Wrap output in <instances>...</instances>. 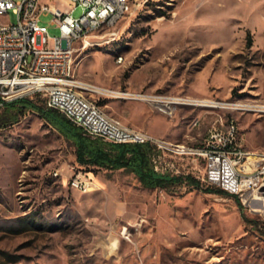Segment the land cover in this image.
Listing matches in <instances>:
<instances>
[{
    "label": "rangeland",
    "instance_id": "obj_1",
    "mask_svg": "<svg viewBox=\"0 0 264 264\" xmlns=\"http://www.w3.org/2000/svg\"><path fill=\"white\" fill-rule=\"evenodd\" d=\"M129 2L134 14L98 33L93 46L76 44L77 80L236 106H186L168 118L145 101L87 95L123 124L185 147L234 122L241 148L264 153V0ZM82 14V7L72 13ZM6 21L17 16L10 11ZM52 22L41 15L59 37ZM27 100L46 108L44 97ZM195 118L201 123L193 127ZM171 161L201 186L149 189L130 171L80 165L74 143L39 112L14 122L0 104V264H264V214L207 193L201 160ZM77 177L91 189H74Z\"/></svg>",
    "mask_w": 264,
    "mask_h": 264
},
{
    "label": "built area",
    "instance_id": "obj_2",
    "mask_svg": "<svg viewBox=\"0 0 264 264\" xmlns=\"http://www.w3.org/2000/svg\"><path fill=\"white\" fill-rule=\"evenodd\" d=\"M77 7H82L83 14L75 18L72 13ZM125 9H132L134 14L137 7L127 5V0H0V104L44 97L48 109L61 113L91 139L150 145L154 168L163 174L175 173L168 158L191 156L201 160L205 169L203 184L237 197L247 214H264V153H249L241 148L234 122L226 128H212L202 146L180 147L109 116L95 98L87 95L91 90L86 84L73 79L76 44L83 41L85 47L93 46L91 40L98 33H107L116 27V20L124 19ZM10 11L17 16L14 24L6 21ZM42 14L53 15L52 23L61 32L59 37L51 38L48 27L40 23ZM118 93L121 98L145 101L168 118L186 106H236L166 94ZM200 123L195 118L192 126ZM91 184L77 177L72 187L86 192Z\"/></svg>",
    "mask_w": 264,
    "mask_h": 264
},
{
    "label": "trees",
    "instance_id": "obj_3",
    "mask_svg": "<svg viewBox=\"0 0 264 264\" xmlns=\"http://www.w3.org/2000/svg\"><path fill=\"white\" fill-rule=\"evenodd\" d=\"M1 103V101H0ZM11 120L17 122L18 114L29 110L39 112L60 133L76 146L77 161L83 166L111 170H127L136 175L143 187L149 189H171L187 185L200 187L201 182L191 175L173 176L157 172L152 162L153 148L148 144H113L102 139H91L73 128L65 116L56 110L46 109L27 99L4 103ZM207 193L229 195L215 187H208ZM231 196V195H229ZM239 206L240 202H238Z\"/></svg>",
    "mask_w": 264,
    "mask_h": 264
},
{
    "label": "bare ground",
    "instance_id": "obj_4",
    "mask_svg": "<svg viewBox=\"0 0 264 264\" xmlns=\"http://www.w3.org/2000/svg\"><path fill=\"white\" fill-rule=\"evenodd\" d=\"M127 5H131L130 4V2H129V0H127ZM131 10L132 9H125L124 10V18L126 17V15L128 14V13H130L131 12ZM121 20H116V25L120 22ZM73 79L74 80H77L76 78H75V76H74V69H73ZM85 87L86 88H88V89H90L91 91H96V92H99V93H108V94H110V93H115V94H119V93H117V92H113V91H111V90H108V89H104V88H100V87H96V86H91V85H85ZM232 105H234V104H232ZM180 147H185L184 145H180Z\"/></svg>",
    "mask_w": 264,
    "mask_h": 264
},
{
    "label": "crops",
    "instance_id": "obj_5",
    "mask_svg": "<svg viewBox=\"0 0 264 264\" xmlns=\"http://www.w3.org/2000/svg\"><path fill=\"white\" fill-rule=\"evenodd\" d=\"M28 99V98H27ZM30 99H34V98H30ZM45 105H46V102H45ZM46 109H48L47 107H46ZM58 112V111H57ZM59 113V112H58ZM61 114V113H60ZM161 114V113H160ZM71 124V123H70ZM71 126L73 127V128H75V129H77L78 131H80L81 133H82V131L80 130V129H78L77 127H75V126H73L72 124H71ZM57 129V128H56ZM58 130V129H57ZM59 131V130H58ZM60 132V131H59ZM83 134V133H82ZM84 135V134H83ZM85 136V135H84ZM70 142H72V141H70ZM170 161H171V159L172 160H174V159H176V158H168ZM173 164H174V166H175V173H167V174H170V175H173V176H179V169L177 168V166L175 165V162L174 161H171ZM196 178V177H195Z\"/></svg>",
    "mask_w": 264,
    "mask_h": 264
}]
</instances>
